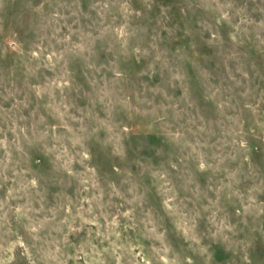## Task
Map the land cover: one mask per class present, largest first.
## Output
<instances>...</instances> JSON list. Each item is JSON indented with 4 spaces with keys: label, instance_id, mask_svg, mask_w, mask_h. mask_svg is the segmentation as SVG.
<instances>
[{
    "label": "clouds",
    "instance_id": "clouds-1",
    "mask_svg": "<svg viewBox=\"0 0 264 264\" xmlns=\"http://www.w3.org/2000/svg\"><path fill=\"white\" fill-rule=\"evenodd\" d=\"M0 264H264V0H0Z\"/></svg>",
    "mask_w": 264,
    "mask_h": 264
}]
</instances>
